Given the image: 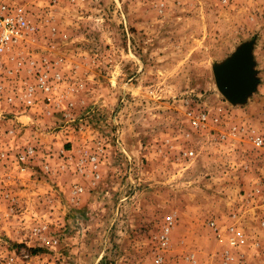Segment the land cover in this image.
Returning a JSON list of instances; mask_svg holds the SVG:
<instances>
[{
	"label": "rangeland",
	"instance_id": "1",
	"mask_svg": "<svg viewBox=\"0 0 264 264\" xmlns=\"http://www.w3.org/2000/svg\"><path fill=\"white\" fill-rule=\"evenodd\" d=\"M2 1L29 28L0 55V264H264L232 128L264 111V0ZM247 42L232 103L215 75Z\"/></svg>",
	"mask_w": 264,
	"mask_h": 264
},
{
	"label": "built area",
	"instance_id": "2",
	"mask_svg": "<svg viewBox=\"0 0 264 264\" xmlns=\"http://www.w3.org/2000/svg\"><path fill=\"white\" fill-rule=\"evenodd\" d=\"M28 28V22L21 9L11 10L9 4L0 0V55L22 37ZM27 101L30 102L31 99H27ZM207 121L208 115L204 111L191 117V123L194 126L204 125ZM232 128L234 131L236 130L235 133L247 138L252 147L262 156L264 165V111H262L261 119L257 124H242ZM193 153V150L186 152L188 155H193ZM235 242V239H231V243Z\"/></svg>",
	"mask_w": 264,
	"mask_h": 264
},
{
	"label": "water",
	"instance_id": "3",
	"mask_svg": "<svg viewBox=\"0 0 264 264\" xmlns=\"http://www.w3.org/2000/svg\"><path fill=\"white\" fill-rule=\"evenodd\" d=\"M252 60L251 43H243L219 68L215 82L220 93L230 102H244L258 84Z\"/></svg>",
	"mask_w": 264,
	"mask_h": 264
},
{
	"label": "crops",
	"instance_id": "4",
	"mask_svg": "<svg viewBox=\"0 0 264 264\" xmlns=\"http://www.w3.org/2000/svg\"><path fill=\"white\" fill-rule=\"evenodd\" d=\"M258 212H259L261 215H264V209H258Z\"/></svg>",
	"mask_w": 264,
	"mask_h": 264
}]
</instances>
